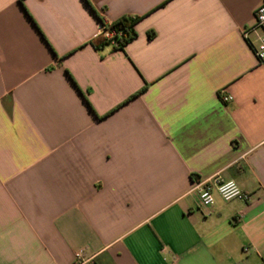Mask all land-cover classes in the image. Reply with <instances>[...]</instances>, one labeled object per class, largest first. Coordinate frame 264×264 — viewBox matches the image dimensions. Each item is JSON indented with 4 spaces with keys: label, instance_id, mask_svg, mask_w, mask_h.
I'll return each instance as SVG.
<instances>
[{
    "label": "crops",
    "instance_id": "1",
    "mask_svg": "<svg viewBox=\"0 0 264 264\" xmlns=\"http://www.w3.org/2000/svg\"><path fill=\"white\" fill-rule=\"evenodd\" d=\"M263 3L0 0V264H264Z\"/></svg>",
    "mask_w": 264,
    "mask_h": 264
},
{
    "label": "built area",
    "instance_id": "2",
    "mask_svg": "<svg viewBox=\"0 0 264 264\" xmlns=\"http://www.w3.org/2000/svg\"><path fill=\"white\" fill-rule=\"evenodd\" d=\"M260 31L261 34L257 35V45H252V51L260 65L264 66V3L257 9L255 13V26L244 32V37H248L251 32ZM100 35L105 39L112 40L114 34L105 27L100 25ZM117 47V43H113ZM224 103L232 101L230 96L223 94L221 97ZM195 190L198 191L200 206L202 209H208L214 203V196L218 195L224 202H231L234 200H241L248 203L251 200L249 194L243 192L234 181H223L221 179H212L207 181H199L195 185ZM76 260L82 261L83 253L80 251L75 255Z\"/></svg>",
    "mask_w": 264,
    "mask_h": 264
},
{
    "label": "trees",
    "instance_id": "3",
    "mask_svg": "<svg viewBox=\"0 0 264 264\" xmlns=\"http://www.w3.org/2000/svg\"><path fill=\"white\" fill-rule=\"evenodd\" d=\"M138 20L139 18L124 17L113 24H104L101 22V25L105 27L106 30L112 32L114 36L112 40L105 39L104 37L99 39L94 44V48L99 50L104 47L113 46V43H117V47L113 46L114 50H123L138 37L135 30Z\"/></svg>",
    "mask_w": 264,
    "mask_h": 264
}]
</instances>
